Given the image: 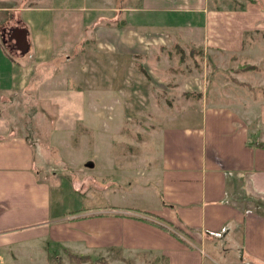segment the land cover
Segmentation results:
<instances>
[{
    "label": "crops",
    "instance_id": "1",
    "mask_svg": "<svg viewBox=\"0 0 264 264\" xmlns=\"http://www.w3.org/2000/svg\"><path fill=\"white\" fill-rule=\"evenodd\" d=\"M62 2L0 0V62H10L4 79L0 71L1 102L5 94L33 86L39 76L49 80L42 70L60 53L70 63L73 57L66 54L75 55L81 45L103 48L115 63L110 94L125 87L134 66L144 74L140 87L156 82L148 54L182 45L205 60L232 64L230 81L218 76L209 90L206 76L195 75L185 82V102L176 106L166 100L172 111L184 108V116L170 115L152 135L147 155L137 154L148 160L137 168L145 186L158 188V193L152 188V208L54 214L52 187L39 175L33 145L1 129L0 264L17 258L9 247L30 240L54 242L73 253L85 247L83 255L116 250L164 257L166 264H264V213L257 211L264 210V98L257 93L261 87L264 95V0H143L136 8L113 7L112 0L110 6L93 7L88 0L67 7ZM98 8L106 14L96 15ZM126 11L154 20L132 22ZM175 14L184 15L183 23ZM97 30L100 35L84 41ZM17 38L26 39L25 50ZM7 52L27 61L33 52L34 64L11 62ZM173 81L164 86L169 90Z\"/></svg>",
    "mask_w": 264,
    "mask_h": 264
},
{
    "label": "rangeland",
    "instance_id": "2",
    "mask_svg": "<svg viewBox=\"0 0 264 264\" xmlns=\"http://www.w3.org/2000/svg\"><path fill=\"white\" fill-rule=\"evenodd\" d=\"M80 1L63 0L60 5L77 6ZM111 4L113 7L123 5L133 8L145 5L143 0H112ZM92 5L110 6V3L109 0H88L87 6ZM105 14L101 10L96 13ZM125 16L132 22L154 20L151 14L135 11H126ZM176 19L183 23L185 18L183 14H177ZM93 32L84 33V41H91L94 34H101V30ZM81 46L75 48V55L72 51L66 54L73 57L70 63L66 64L60 53L55 64L42 70L44 74H49V80L39 76L40 79L38 77L33 83L34 87L2 96L0 130H10V133L15 132L31 140L39 175L47 179L52 187L54 214L69 216L73 213L108 211L115 207H155L152 188L156 189V193L158 188L153 183L145 186L146 180L138 169L147 166L144 164L147 159L137 154L143 152V156L147 155L146 151L152 149V135L168 123L170 115L184 116V108L172 111L166 100L170 99L176 106L185 102V98H189L184 93L185 82L195 75L201 80L206 76V81L211 83L209 90L218 76L222 82L230 81L227 74L232 64L190 54L192 47L189 45L179 46L176 50L168 46V49L156 51V54L153 50L147 56L149 69L159 75H154L156 82L150 79L144 87H140L144 74L139 66H134L132 74L126 78L127 82L124 81L125 87L110 94L107 91L116 80V70L112 66L115 63L108 61L110 57H105L107 52L103 48L89 46L84 50ZM32 53L28 54V61L16 59L9 52L7 59L28 67L25 65L34 64ZM154 55L158 58L155 62L152 59ZM182 56L184 61L180 63ZM25 61L28 63L25 64ZM9 63L0 62L3 79L9 71ZM40 70L36 67L35 73L41 75ZM220 72L222 75H219ZM170 79L174 81L168 90L164 85L169 84ZM120 82L123 83L121 78L118 85ZM256 84L261 85V81ZM257 89L258 95L264 98L261 87ZM109 104H115L117 109L110 111L105 108ZM260 210L258 207L257 211L264 213ZM70 246L77 248V245ZM9 250V255L14 252L17 258L8 260L6 264H52L54 254H58L64 264H77L70 260L62 246L54 242L24 241L12 245ZM73 251L86 254L85 247ZM97 251L89 254L94 259L104 258L110 264H153L154 259H161L132 252ZM165 263L161 260L159 264Z\"/></svg>",
    "mask_w": 264,
    "mask_h": 264
},
{
    "label": "trees",
    "instance_id": "3",
    "mask_svg": "<svg viewBox=\"0 0 264 264\" xmlns=\"http://www.w3.org/2000/svg\"><path fill=\"white\" fill-rule=\"evenodd\" d=\"M195 52H191L190 54H192ZM193 54V55H194ZM183 56L180 58V63H183ZM30 141V143L32 144L31 140L28 139ZM33 145V144H32ZM257 206H259V203L260 202V199L259 198H255L254 199ZM264 206V205H263ZM75 213H73L72 215H74ZM65 254H67V256L70 258L71 261H75L77 264H82V263H88V264H110L106 259L104 258H97V259H94L91 255H83V254H75V253H72L70 252L69 250H64ZM163 260L164 262L167 263V259L162 257L161 259H154V263L153 264H159L160 261ZM165 263V264H166ZM52 264H64L63 260L61 257H59L58 254H54V260H53V263Z\"/></svg>",
    "mask_w": 264,
    "mask_h": 264
},
{
    "label": "water",
    "instance_id": "4",
    "mask_svg": "<svg viewBox=\"0 0 264 264\" xmlns=\"http://www.w3.org/2000/svg\"><path fill=\"white\" fill-rule=\"evenodd\" d=\"M17 40H19V48L21 49V50H25L26 48H27V46H28V43H27V41H26V39H20V38H17Z\"/></svg>",
    "mask_w": 264,
    "mask_h": 264
}]
</instances>
